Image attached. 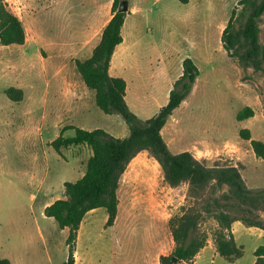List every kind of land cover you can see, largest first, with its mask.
<instances>
[{"label": "rangeland", "instance_id": "1", "mask_svg": "<svg viewBox=\"0 0 264 264\" xmlns=\"http://www.w3.org/2000/svg\"><path fill=\"white\" fill-rule=\"evenodd\" d=\"M112 1L5 0L27 31L23 45L0 46V259L12 264H64L67 259V230L43 211L63 198L65 182L83 176L91 150L79 144L58 154L52 141L73 137L70 127L101 129L121 139L129 135L119 115L96 106L94 91L75 67L76 60L91 56L111 17ZM239 1L128 0L127 12L139 11L137 29L128 22L122 35L128 50L114 66L116 77L127 83L129 111L146 120L167 104L183 59H191L199 72L196 89L167 120L163 141L171 153L188 151L209 167H238L247 188L258 191L264 189V162L240 131L248 129L251 139L264 143V63L262 71L243 69L220 41L231 11L241 9ZM258 27L264 47V13ZM10 87L22 90L21 101L7 97ZM244 107L253 117L237 121ZM187 188L169 187L151 154L141 152L121 176L114 224L106 227L99 213L92 217L93 246L87 237L90 221L83 220L75 264L159 263V256L173 251L168 220L186 204ZM251 218L264 222V208ZM217 228L206 219L200 230L214 244ZM244 256L249 264L251 252Z\"/></svg>", "mask_w": 264, "mask_h": 264}, {"label": "trees", "instance_id": "2", "mask_svg": "<svg viewBox=\"0 0 264 264\" xmlns=\"http://www.w3.org/2000/svg\"><path fill=\"white\" fill-rule=\"evenodd\" d=\"M122 1L113 0L111 18L103 28L98 44L91 56L83 61L76 60L75 67L85 86L94 91L95 104L105 114L119 115L129 129L126 138H115L101 129L74 130V136L61 135L51 146L60 153L61 148L84 144L91 150L83 176L75 182L64 183L63 198L44 208V215L52 218L60 230H67L65 246L67 259L64 264H75L78 232L85 215L95 209H104L106 227H111L118 213L117 191L121 176L129 163L141 152H148L161 168L164 182L171 188L187 184L186 204L168 220L174 248L171 254L159 257V264H191L195 256L205 247L207 233L200 230L202 222L212 219L218 227L214 245L217 254L231 262L242 256L231 233V224L241 222L247 227L264 231V222L251 218L253 213L264 208V189L252 191L247 188L238 167H209L197 160L190 152L173 154L162 139L161 130L173 112L189 96L199 72L194 62L186 58L182 62V74L173 84L168 102L153 117L140 120L128 109L125 102L126 82L109 74L110 62L115 48L122 43L121 28L126 13H119ZM188 4L190 0H177ZM239 13L236 9L222 30L221 44L230 58L243 68L262 71L264 47L259 41L258 20L264 13V0H240ZM25 29L20 19L12 14L5 0H0V46L23 45ZM5 94L11 101L23 98L20 89L10 87ZM253 117V110L244 107L236 114L237 121ZM243 140L250 141L254 155L264 162V143L250 138L248 129L240 131ZM254 264H264V247L254 251ZM177 262L173 263L172 258ZM0 264H12L0 259Z\"/></svg>", "mask_w": 264, "mask_h": 264}, {"label": "crops", "instance_id": "3", "mask_svg": "<svg viewBox=\"0 0 264 264\" xmlns=\"http://www.w3.org/2000/svg\"><path fill=\"white\" fill-rule=\"evenodd\" d=\"M194 1L197 4L200 2V0H190L188 4L191 5V4L195 3ZM138 14H139V11L136 8L135 9H129V12H127L125 19H124L123 26L121 28V34L122 35H123L124 30L126 29V27L128 25V22H130L132 20H133V25H134L133 31L135 29H137V25L135 24V18L137 17ZM109 20H107L105 22V24L102 27V30ZM223 29H224V27L221 29V32ZM102 30H101V32H102ZM25 34H27L26 29H25ZM122 38H123V41L121 44H119L115 48L114 53H113L112 58H111V62H110L109 74L114 76V77L118 76V74L116 73L117 68L114 66L115 58H117L118 56H124L125 50H128L127 48L124 47L125 46L124 36H122ZM99 40H100V38H99ZM99 40H98V42H99ZM98 42H97V44H98ZM113 72H115V73H113ZM196 83H197V79H196L195 85L193 87V91H195V89H196V86H197ZM126 91H127V83H126ZM103 210L104 209H101V208L92 210V211L88 212L84 217V219H87L90 221V224L87 227V233H88L87 237L89 238V241L91 244L90 246H93L94 239H95L94 230H93L92 225H91V223H92L91 219L94 216V214L99 213V214H102V216L104 217V221H106L107 215L105 213V210L104 211ZM81 225H82V223H81ZM79 233H80V229L78 232L76 248H78ZM231 233L233 235V238H234V241H235L237 247H241L243 249L242 257H240L234 261L229 262V261L225 260L224 258L220 257L216 252V248H215V245L213 244V242L208 241V243L205 245V247L203 249H201L199 251V253L195 256V260H193L192 264H217V263H219V264H246L244 251H247V250H249L252 254L251 261L249 262V264H254V262H255V257L253 255L254 251L260 246L264 247V231L259 229V228H256V227H247V226L243 225L241 222L235 221L231 224ZM247 240H248V243H249V241H252V243L249 245L248 243H246ZM161 256H166V255L162 254ZM222 259H224V260H222ZM113 264H115V261H113ZM157 264H159V263H157ZM177 264H185V263H177Z\"/></svg>", "mask_w": 264, "mask_h": 264}, {"label": "water", "instance_id": "4", "mask_svg": "<svg viewBox=\"0 0 264 264\" xmlns=\"http://www.w3.org/2000/svg\"><path fill=\"white\" fill-rule=\"evenodd\" d=\"M128 11V2L127 1H122L119 5L118 12L119 13H126ZM172 262L176 263L177 260L176 258H172Z\"/></svg>", "mask_w": 264, "mask_h": 264}]
</instances>
